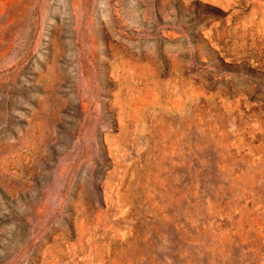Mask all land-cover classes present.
I'll list each match as a JSON object with an SVG mask.
<instances>
[{"label": "rangeland", "instance_id": "rangeland-1", "mask_svg": "<svg viewBox=\"0 0 264 264\" xmlns=\"http://www.w3.org/2000/svg\"><path fill=\"white\" fill-rule=\"evenodd\" d=\"M0 264H264V0H0Z\"/></svg>", "mask_w": 264, "mask_h": 264}]
</instances>
